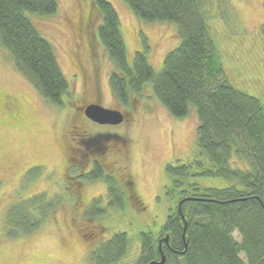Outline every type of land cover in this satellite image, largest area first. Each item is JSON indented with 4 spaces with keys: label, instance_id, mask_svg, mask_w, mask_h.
Listing matches in <instances>:
<instances>
[{
    "label": "rangeland",
    "instance_id": "rangeland-1",
    "mask_svg": "<svg viewBox=\"0 0 264 264\" xmlns=\"http://www.w3.org/2000/svg\"><path fill=\"white\" fill-rule=\"evenodd\" d=\"M106 1L117 12L127 63L132 65L134 53L147 46V61L157 73L165 55L179 43L176 25L138 20L122 0ZM201 1L224 78L264 105V0ZM90 3L57 0L54 14H28L50 43L68 82L70 94L63 97V107L47 102L0 46V264H92L89 251L117 232L129 239L120 264H133L140 251V232L158 235L182 190L238 187L233 181L200 174L212 165L196 144L194 108L184 118L173 117L155 97L150 82L128 107L113 99L108 85L113 67L97 37L100 19L90 20ZM90 103L121 111L123 122H92L83 114ZM93 161L116 180L124 193L122 208L107 205L101 179L82 182L70 175L75 166L90 171ZM168 164H187L189 172L169 175ZM229 165L248 168L234 155ZM173 181L181 186L173 188ZM39 193L61 197L56 211L34 233L7 237L3 222L8 207ZM98 196L105 213L85 217L84 210ZM233 236L238 239L236 231Z\"/></svg>",
    "mask_w": 264,
    "mask_h": 264
},
{
    "label": "trees",
    "instance_id": "trees-1",
    "mask_svg": "<svg viewBox=\"0 0 264 264\" xmlns=\"http://www.w3.org/2000/svg\"><path fill=\"white\" fill-rule=\"evenodd\" d=\"M122 1L138 20L175 24L179 43L165 55L157 73L147 61V46L134 53L129 65L117 12L106 0H91V18L100 19L97 37L113 67L108 78L113 99L128 107L150 82L155 97L173 117L184 118L194 108L196 144L212 165L200 174L238 186L182 190L178 204L184 201L169 210L159 234L140 232V251L133 264H158L161 254L163 264H264V105L224 78L201 0ZM56 10L57 0H0V46L47 102L63 107V97L70 94L68 82L50 43L28 17L29 13L50 15ZM233 155L245 160L248 168H231ZM196 164L202 166L200 161ZM74 168L70 175L78 181L101 179L107 184L109 207H123L124 193L98 162L86 173ZM189 168L168 164L165 170L169 175L186 176ZM180 186L173 181V188ZM59 203L61 197L51 199L45 193L12 203L5 213L4 233L9 238L34 233ZM101 203V197L94 198L83 215L105 213ZM235 231L238 239L233 236ZM163 237L167 243L161 241ZM128 246L126 233H114L89 251L88 261L120 264Z\"/></svg>",
    "mask_w": 264,
    "mask_h": 264
},
{
    "label": "water",
    "instance_id": "water-1",
    "mask_svg": "<svg viewBox=\"0 0 264 264\" xmlns=\"http://www.w3.org/2000/svg\"><path fill=\"white\" fill-rule=\"evenodd\" d=\"M83 112L87 119L100 125H118L122 123L124 119V115L121 111L117 109L104 108L95 103H90L86 105L83 108ZM186 199L189 200L191 198ZM182 201H184V199L181 200V202ZM181 202H179L178 207L180 206ZM161 241L167 243V237H163ZM164 259V255L161 254V260L158 262V264H163ZM152 263L155 262H151L150 264Z\"/></svg>",
    "mask_w": 264,
    "mask_h": 264
},
{
    "label": "flooded vegetation",
    "instance_id": "flooded-vegetation-1",
    "mask_svg": "<svg viewBox=\"0 0 264 264\" xmlns=\"http://www.w3.org/2000/svg\"><path fill=\"white\" fill-rule=\"evenodd\" d=\"M90 17V20H91V15L89 16ZM83 114H84V112H83ZM94 162H97V161H93L92 162V164H91V169L90 170H92V167H93V163ZM99 164V163H98ZM107 166V165H106ZM100 167H101V169H102V171H103V173L105 174V175H107V173H105V171H104V169L102 168V166H101V164H100ZM81 172H83V168L81 169ZM89 172V171H88ZM83 173H85V172H83ZM109 175V174H108ZM103 181V180H102ZM104 182V181H103ZM105 183V182H104ZM105 185H106V197H107V184L105 183ZM99 197V196H98ZM102 198V197H101ZM87 208V207H86ZM85 211V210H84Z\"/></svg>",
    "mask_w": 264,
    "mask_h": 264
}]
</instances>
